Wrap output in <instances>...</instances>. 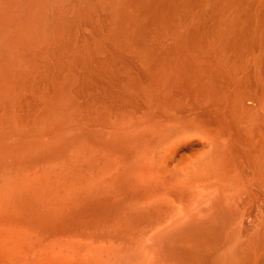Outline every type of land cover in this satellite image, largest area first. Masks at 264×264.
<instances>
[{"label": "bare ground", "instance_id": "6f19581e", "mask_svg": "<svg viewBox=\"0 0 264 264\" xmlns=\"http://www.w3.org/2000/svg\"><path fill=\"white\" fill-rule=\"evenodd\" d=\"M0 264H264V0H0Z\"/></svg>", "mask_w": 264, "mask_h": 264}]
</instances>
